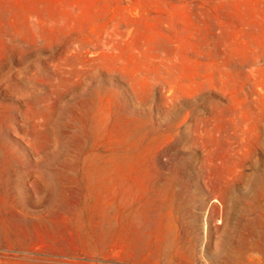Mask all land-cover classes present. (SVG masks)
Wrapping results in <instances>:
<instances>
[{
	"label": "rangeland",
	"instance_id": "1",
	"mask_svg": "<svg viewBox=\"0 0 264 264\" xmlns=\"http://www.w3.org/2000/svg\"><path fill=\"white\" fill-rule=\"evenodd\" d=\"M0 264H264V0H0Z\"/></svg>",
	"mask_w": 264,
	"mask_h": 264
}]
</instances>
